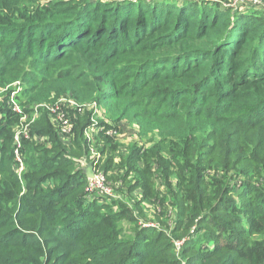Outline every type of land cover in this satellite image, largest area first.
Returning <instances> with one entry per match:
<instances>
[{
    "label": "trees",
    "instance_id": "obj_1",
    "mask_svg": "<svg viewBox=\"0 0 264 264\" xmlns=\"http://www.w3.org/2000/svg\"><path fill=\"white\" fill-rule=\"evenodd\" d=\"M256 1L0 0V91L8 86L0 100V264H264V0ZM15 83L19 104L68 96L151 138L150 148L130 146L120 178L106 183L117 200L88 195L86 173L75 167L74 154L116 149L108 122L84 137L92 112L72 120L68 147L42 116L18 173ZM122 184L126 195L140 192V203L164 207L170 197L175 230L202 234L189 246L196 253L179 260L159 232L147 241L150 225L137 226L120 202ZM120 220L135 225L131 239ZM46 233L53 241L40 238Z\"/></svg>",
    "mask_w": 264,
    "mask_h": 264
},
{
    "label": "rangeland",
    "instance_id": "obj_2",
    "mask_svg": "<svg viewBox=\"0 0 264 264\" xmlns=\"http://www.w3.org/2000/svg\"><path fill=\"white\" fill-rule=\"evenodd\" d=\"M41 3L44 2H50L52 5L55 4L57 5L59 2L58 1H62V3L64 4H69V3H75L72 2L74 0H40ZM77 1V0H76ZM95 0H92V2H94ZM221 4L224 6H229V7H233L235 5H237L238 3H240L239 5H244V8H251L254 5H259L260 3L256 0H221ZM264 5V2H262ZM26 6V4H25ZM8 86H6L4 89H2L0 91V100H2V97H4L6 94L4 93V90L7 89ZM21 91V90H20ZM18 97V96H17ZM62 98H68V96H61L57 99L53 98L50 99L49 102L47 104H52L54 99H55V103L57 100L62 99ZM22 107H24L25 109H28L29 111H31L33 109V107H35L36 105H40L37 103L34 104H29L27 102V99L24 98L23 102H21L20 104ZM82 106H85L86 108L83 109V111L79 112L82 113L80 115L76 116V120H82L85 121L86 117H85V113L88 112H92V116L88 119L87 121V133L84 134V137L86 139L90 138V137H94V135H97L98 132L102 131L104 128H102L104 122H108L109 125L107 126L106 129V133L109 134L110 136L113 137V142L112 145H114L116 147L115 150H111L107 149L105 153L101 154L98 152V150L96 151V149H92L89 152V155L87 157H81L79 158L78 155H73L74 161L80 163V166H75L76 169L78 168H82L84 169V172L86 173V169L90 168V170L93 173H101L104 176V179L106 181V183L108 185H111L112 183H115L116 181H118V179L120 178V173H119V167L120 164L125 160L126 155L129 151L130 146L132 145H136V141H138V144L140 143L139 146H141L143 149H147L150 148L152 146L151 143L148 142L149 139H151L150 137L147 138H143L141 137V135H139V131L138 128L133 125L130 122L127 121H120V122H116L114 120V118H112L110 115H107L105 112L106 110L104 108H98L96 105L94 106V103H86V104H81ZM31 113V112H30ZM28 119H29V123L28 126L30 129H35L36 127H43L45 126L44 122L41 121L42 119H37L36 121H32V116H30V114L28 115ZM84 118V119H83ZM104 121V122H103ZM96 123L98 125H96ZM102 124V125H101ZM24 127V126H22ZM55 132L58 134V130L55 127ZM19 135L22 132V128L21 126H19ZM59 135V134H58ZM34 137H36L33 142L38 144L43 143V140H41V137L38 136L37 134H34ZM49 139V138H48ZM21 140V139H20ZM26 142V141H24ZM24 142H23V147L21 150V155L23 158V163H24V169H26V164H25V153H23V149H24ZM71 143L66 144L65 146H70ZM138 146V147H139ZM98 159H102L100 160V167L97 169H94V161ZM92 160L93 161V165L92 163L89 164ZM97 162V163H98ZM98 163V164H99ZM89 164V165H88ZM106 165H110V170L108 173H103L102 170ZM92 176V178H93ZM87 178V177H86ZM88 179V178H87ZM130 179H132V177H130ZM129 183V182H128ZM123 186V197L121 199V203H127L128 207L133 209V212L135 214V216L139 219V221H137V226H148L150 225V227H148V229L150 230H146L145 232V238H147V241L150 240H154L156 236V234H158V232L160 233V239H159V243H165L167 240L170 241V244L172 245V248L175 252V255L178 257L179 260L183 261L184 258L182 257V255H194L196 253L195 248L197 247L196 245L193 246V248L189 247L193 245L192 240H195L196 242H202L200 239L199 235L202 234H198L194 228L189 231V236H186L185 234H182L178 231L175 230V224L173 223V211L174 209L171 207L173 206L171 203V198L167 197V198H163V205L164 207H161L159 202L154 203V200L152 201H144L143 203H140V192L138 190L134 191L133 195H126L125 191H126V186H124V184H122ZM162 182H156L155 183V187L159 189V191L161 193H167V190L165 188H162ZM239 196V195H238ZM97 198V197H96ZM159 198V196H157V199ZM236 202L238 204H241V200L235 199ZM106 202H111V200L105 199ZM101 203V202H100ZM136 204V207H135ZM123 205V204H122ZM119 203H116L115 207H113L112 211L113 213L119 212ZM140 211V212H139ZM121 221V220H120ZM121 225H122V237L124 238H130L132 237V235H134V224H130L125 220L121 221ZM11 228V226L9 225L7 228H5L4 230H1L3 232L8 231ZM156 228L159 229L158 231H156ZM40 238H49L50 241H53L52 239L54 238V235L52 233H46L44 236H40ZM131 239V238H130ZM194 241V242H195ZM188 242H190V244H187ZM52 243V242H51ZM54 243V242H53ZM199 247L202 246L200 245V243L197 244ZM186 248L188 250H186ZM190 249V250H189ZM185 250V252H184ZM153 264H161V259L159 258L158 260L154 261Z\"/></svg>",
    "mask_w": 264,
    "mask_h": 264
},
{
    "label": "built area",
    "instance_id": "obj_3",
    "mask_svg": "<svg viewBox=\"0 0 264 264\" xmlns=\"http://www.w3.org/2000/svg\"><path fill=\"white\" fill-rule=\"evenodd\" d=\"M13 86L15 87V89L10 93L9 104L11 105V109L21 116L20 122L16 126L14 134V157L17 165V171L19 174H21L24 170V163L21 155L23 142L30 141L31 138V129L28 126V115L30 114V116H32V121H36L42 116L47 115L48 121L50 122L51 126L54 129L56 127L59 136L62 138V140L65 141L66 145L70 143V138L73 135L72 120H76V116L82 114L79 112L83 111V109L86 107L82 106L72 98L68 97L66 99H59L56 101V103L54 100L52 104L41 103L40 105H36L35 107H33L31 111L28 110V112H25L23 107L17 101V96L19 91L21 90V86L19 85V83H15V85ZM7 89H5L4 91H6ZM95 105L96 104H94V106ZM19 126H21L22 128V132L20 135L18 131ZM87 130L88 129L85 130L84 134L87 133ZM35 138L36 137H34V139ZM91 139L92 137L88 138V140ZM93 161L94 160H92L89 164L92 163L93 165L95 162L97 163L98 159H96L94 163ZM96 163L94 165H96ZM85 190L91 197H102L111 201L117 200V198H119L117 194L109 186L106 185V181L104 179L103 174L97 172L94 173L93 178L87 179V186Z\"/></svg>",
    "mask_w": 264,
    "mask_h": 264
},
{
    "label": "water",
    "instance_id": "obj_4",
    "mask_svg": "<svg viewBox=\"0 0 264 264\" xmlns=\"http://www.w3.org/2000/svg\"><path fill=\"white\" fill-rule=\"evenodd\" d=\"M92 176H93V173H92V171L90 170V168L86 169V177H87L88 179H91Z\"/></svg>",
    "mask_w": 264,
    "mask_h": 264
}]
</instances>
